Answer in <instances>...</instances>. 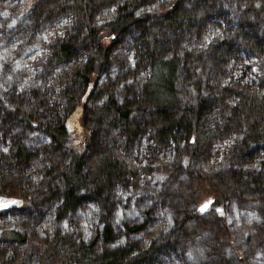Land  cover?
Masks as SVG:
<instances>
[{"label":"rangeland","instance_id":"rangeland-1","mask_svg":"<svg viewBox=\"0 0 264 264\" xmlns=\"http://www.w3.org/2000/svg\"><path fill=\"white\" fill-rule=\"evenodd\" d=\"M54 1L0 0V106L6 111L18 110L38 117L36 122L25 125L11 119L0 109V152L7 153L16 143L29 151L38 152L31 166L34 182L39 181V176L42 175L36 171L41 160H44L41 151L49 142L40 126L57 122L64 124L67 121L70 125L74 122L70 120V116L75 108L68 109V99L62 92L68 88L77 91L78 86L73 82L72 70L86 67L91 63L90 58L94 57L96 51V46L90 44L80 23L71 18L70 25L60 40L69 42L78 38L82 42V48L51 73L45 72L47 47L51 42L45 43L43 35L57 26L58 20L68 18L66 15L55 13ZM174 1L187 10L198 6L200 2L104 1L105 5L95 16L94 27L114 21L128 5L135 4L134 13L138 16L156 12ZM214 6L215 10L208 17V25L203 30V39L195 43L200 47H214L232 37L237 38L238 43L233 45L230 55L219 65L224 68L221 71L225 73L223 84L239 83L253 88L264 83V59L254 56L251 48L253 41L247 47L244 45L247 39L253 38V34L245 30L251 21H247L240 37L236 34L240 24L242 25V21L236 18L240 0H216ZM138 35L139 26L134 25L110 43L95 85H91L90 93L86 87L79 97L82 102L78 106L83 108V115L78 117L79 126L92 128V125L90 127L84 124V116L106 101L108 89L112 84H115L113 91L119 103L136 98V91L149 77V69L136 68L138 61L132 45ZM190 46L186 45L185 50L191 48ZM251 96L255 102H264V86ZM222 104L233 106L235 99L228 97ZM214 116L215 114L209 111L203 114L198 129L212 128L220 124V120H215ZM134 121L144 124L141 115L135 116ZM228 142L229 144L221 145L219 141L213 142L199 157L190 159L182 140L179 143L171 141L166 149L159 151L151 139L150 131H145L135 138L121 136L118 141L112 143L128 164L133 178L125 174V178L119 179V183L107 190L106 199L101 205L93 199H86L80 206L60 218L57 217V210L61 201L42 203L32 209H14L1 214L0 264H19L21 257L30 251L31 245L51 248L60 241H65L78 250H86L95 236L91 249L95 252H113L123 248L134 256L156 244L158 249L145 264L210 263L216 260L213 254L215 250L220 252L217 256L221 257L225 264H264V198L240 203L224 195L223 205L214 211L207 207L201 211L202 206L208 205L207 201L203 202L200 208L190 209V212L195 214L194 220L208 219L205 230L191 234L187 240L162 241V237L172 230L176 220L174 214L168 211L171 201L165 199L167 189L171 186L174 189L185 188L192 178L191 172L209 173L222 170L226 165V157L223 158V154L232 145L231 141ZM252 150L253 157L244 155L235 170L246 175L253 173L264 176V145ZM92 155L88 154L89 164H93ZM43 165L45 167L47 164ZM171 171L173 175L169 178L166 172ZM6 179L5 184L12 183L11 177ZM200 191L204 192L202 201H211L213 197L209 192H205L202 187ZM212 215L213 220L210 218ZM107 225L110 226L112 234L110 241L105 242L103 233ZM14 232L23 237L24 242L4 236ZM50 232L52 233L49 237ZM223 234H228L231 238L227 241ZM225 242L228 244L222 246ZM215 244L220 245L222 250H214ZM31 252L25 264H39L36 254ZM70 264L78 263L75 259Z\"/></svg>","mask_w":264,"mask_h":264},{"label":"trees","instance_id":"trees-1","mask_svg":"<svg viewBox=\"0 0 264 264\" xmlns=\"http://www.w3.org/2000/svg\"><path fill=\"white\" fill-rule=\"evenodd\" d=\"M104 1L112 0L54 1L55 13L77 20L90 44L96 46L91 63L72 70L77 91L68 88L62 92L68 99V109L81 105L79 97L86 87L95 85L110 43L134 25L139 26V35L132 45L138 61L136 68L149 69V77L136 91V98L122 104L115 99V84H112L106 101L84 116V124L92 125L93 129L79 126L78 122L41 125V131L49 142L41 151L44 160L36 171L42 174L39 181L34 182L31 173L38 152L29 151L19 143L7 153L0 152V195L22 199L24 209L61 201L58 218L86 199H93L101 205L107 190L119 183V179L125 178V174L133 178L128 164L112 142L118 141L121 136L135 138L150 131L157 150L166 149L171 141L179 143L182 140L190 159L199 157L213 142L219 141V145L228 141L232 143L223 154L226 165L222 170L191 172L192 178L185 188L174 189L171 186L167 189L165 199L171 201L168 211L174 214L176 220L162 241L187 240L191 234L205 230L208 219L194 220L195 214L190 212V209L200 208L203 202L207 201L210 211H214L223 205L224 195L240 203L264 198V176L246 175L235 170L244 155H252V158V149L264 145V102H255L251 96L264 83L253 88L239 83L223 84L225 73L221 71L224 68L219 65L230 55L231 48L239 41L237 38L232 37L213 48L200 47L195 43L203 39V30L215 10L216 0H200L199 5L190 10L174 1L156 12L138 16H135V4H132L124 8L114 21L94 27L95 16L105 5ZM236 18L242 21L236 33L239 37L247 21H251L245 30L251 32L253 38L247 39L244 45L247 47L253 41L251 48L254 56L264 59V0H240ZM67 29L61 36L53 38L47 47L46 73H51L82 48L78 38L69 42L60 40ZM186 45L191 48L185 50ZM208 80H211L209 84ZM228 97L235 99L233 106L222 104ZM0 109L11 119L25 125L38 119L35 114L30 116L18 110L6 111L1 106ZM208 111L215 114L214 119L220 120V124L199 130L201 116ZM137 115L143 117V125L134 121ZM89 153L93 154V164L87 163ZM166 173L169 178L173 175V171ZM7 177H11L12 183L5 184ZM201 187L212 195L211 201L201 200L204 194L200 191ZM210 218L213 220V215ZM111 234L107 225L103 240L110 241ZM4 236L24 242L16 232ZM95 238L86 250H78L65 241L51 248L31 245L19 264L28 261L31 251L36 254L39 264H70L75 259L78 264H145L158 249L154 244L134 256L123 248L113 252H95L91 251ZM223 238L227 240L231 236L223 234ZM227 244L222 243V246ZM215 249L222 250L217 244ZM219 253L215 250L216 260L204 264H225L217 256Z\"/></svg>","mask_w":264,"mask_h":264},{"label":"water","instance_id":"water-1","mask_svg":"<svg viewBox=\"0 0 264 264\" xmlns=\"http://www.w3.org/2000/svg\"><path fill=\"white\" fill-rule=\"evenodd\" d=\"M89 93H90V88ZM83 108L81 106H77L74 110V112L70 116V120H74V122H78V117L82 114ZM69 124V121H67ZM23 206V201L20 198L16 197H6L0 195V215L6 214L7 212L14 210V209H21ZM210 206L207 205V209H209Z\"/></svg>","mask_w":264,"mask_h":264},{"label":"built area","instance_id":"built-area-1","mask_svg":"<svg viewBox=\"0 0 264 264\" xmlns=\"http://www.w3.org/2000/svg\"><path fill=\"white\" fill-rule=\"evenodd\" d=\"M58 22V24L56 23L57 26L55 25L50 31L43 35L44 37L42 36V39L45 43L49 44L53 38L61 36L65 31L66 27L70 25L71 20L67 18L64 20H58ZM224 144H229V142H225Z\"/></svg>","mask_w":264,"mask_h":264},{"label":"snow or ice","instance_id":"snow-or-ice-1","mask_svg":"<svg viewBox=\"0 0 264 264\" xmlns=\"http://www.w3.org/2000/svg\"><path fill=\"white\" fill-rule=\"evenodd\" d=\"M207 205H204L201 207V211H204L206 209Z\"/></svg>","mask_w":264,"mask_h":264}]
</instances>
